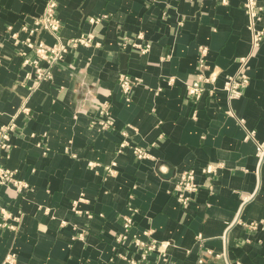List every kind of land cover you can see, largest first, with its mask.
Instances as JSON below:
<instances>
[{"label": "crops", "instance_id": "obj_1", "mask_svg": "<svg viewBox=\"0 0 264 264\" xmlns=\"http://www.w3.org/2000/svg\"><path fill=\"white\" fill-rule=\"evenodd\" d=\"M45 2L0 0V126L16 115L0 165L28 184H0V264L10 252L15 264H264V37L252 46L245 0H58L61 40L92 41L31 89L12 34L28 36ZM247 54L250 81L229 101L224 80ZM201 58L217 88L196 98ZM190 168L200 185L184 204L175 185ZM133 234L155 243L145 258Z\"/></svg>", "mask_w": 264, "mask_h": 264}, {"label": "built area", "instance_id": "obj_2", "mask_svg": "<svg viewBox=\"0 0 264 264\" xmlns=\"http://www.w3.org/2000/svg\"><path fill=\"white\" fill-rule=\"evenodd\" d=\"M244 7L248 16V27L251 31V44L252 46H257L264 37V28L258 26V21L261 20V11L263 9L257 3V0H245ZM58 0H46L44 10L42 14L37 16L34 20L32 26L24 25L23 28L28 30L29 35L25 38H20L17 33H13L14 42L16 44H21L20 54L24 57L23 64L31 65V69L26 72L27 78H33V84L30 86L34 89L43 80H50L53 77V67L57 62L62 60L68 52L70 47H75L79 44L88 45L92 41V35H80L79 37L71 38L67 42H63L60 36L61 22L57 16ZM92 21L98 20V18H91ZM11 28V26H9ZM38 31H46L55 35L56 41L54 43H48L43 38L35 40L32 35ZM149 44H147L143 50H148ZM203 52L205 49H202ZM34 52V56L30 57L29 53ZM249 55L242 56L240 59L239 67L237 71L229 75L223 83V88L226 91V95L229 101L239 98L243 94V88L250 81V76L246 71L248 64ZM200 64L202 70L199 72L197 78L192 82H188L187 91L189 94L194 95L196 98H200L206 92L214 93L216 87V81L218 78V72L213 70L210 73H206L204 58L200 59ZM120 85L127 93V98L130 99V92L133 83H135V78L129 76L128 74H121L119 78ZM101 112L105 114L106 118L102 122L104 126H109L113 124L107 108H102ZM232 114L231 110H228ZM15 116H12L10 120L0 126V153L3 148L9 147L8 137L11 130L16 126ZM124 134L127 131H123ZM247 138L255 139V130H248ZM127 145L126 141L121 143V147ZM133 151L138 157L147 156V152L141 146H133ZM257 154L261 162H264V143H257ZM218 165L208 164L202 168V171L207 174L215 172ZM0 184L6 186H12L17 190L28 187L26 182L15 177V170L8 168L6 166L0 165ZM199 183L196 180V171L194 168H190L180 175L176 182L175 188L178 192L179 200L186 204L191 199L192 194L198 190ZM77 201H75L76 205ZM0 213L5 216V208L0 205ZM133 219L130 216L125 217L124 230L120 232L117 236L118 241H122L129 237L131 234L130 228ZM135 242L139 245L146 247L144 250L143 258L146 257V252L155 247V243H147L140 238L138 235H134ZM16 253L10 252L6 256L4 264H15ZM127 264H141L140 261L135 259H128Z\"/></svg>", "mask_w": 264, "mask_h": 264}]
</instances>
